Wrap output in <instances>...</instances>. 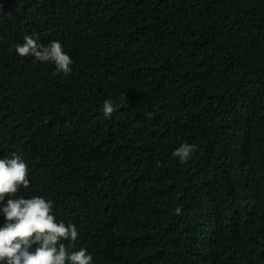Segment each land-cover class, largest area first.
I'll return each mask as SVG.
<instances>
[{"label": "trees", "instance_id": "trees-1", "mask_svg": "<svg viewBox=\"0 0 264 264\" xmlns=\"http://www.w3.org/2000/svg\"><path fill=\"white\" fill-rule=\"evenodd\" d=\"M0 5V156L31 170L13 198L52 199L93 264H264V0ZM31 32L72 72L9 51Z\"/></svg>", "mask_w": 264, "mask_h": 264}, {"label": "clouds", "instance_id": "clouds-1", "mask_svg": "<svg viewBox=\"0 0 264 264\" xmlns=\"http://www.w3.org/2000/svg\"><path fill=\"white\" fill-rule=\"evenodd\" d=\"M13 50L18 57L53 64L57 73L68 75L73 70L74 59L59 39L44 43L35 32L26 33L21 43L9 49ZM122 103H127L125 93L120 102L103 100L100 111L110 118ZM152 115L145 113L148 119ZM198 148L196 143L184 141L171 155L179 164H186ZM30 183L31 170L23 155L12 151L0 156V216L4 218L0 224V264H93V253L76 246L82 239L77 225L57 218L52 199L36 194L13 198ZM182 209L183 205L177 204L171 211L180 216Z\"/></svg>", "mask_w": 264, "mask_h": 264}]
</instances>
